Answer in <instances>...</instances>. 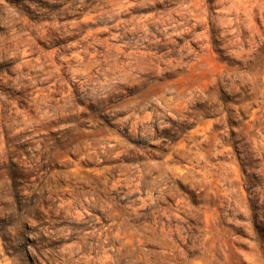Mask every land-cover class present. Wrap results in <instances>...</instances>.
Segmentation results:
<instances>
[{
  "label": "rangeland",
  "instance_id": "1",
  "mask_svg": "<svg viewBox=\"0 0 264 264\" xmlns=\"http://www.w3.org/2000/svg\"><path fill=\"white\" fill-rule=\"evenodd\" d=\"M0 264H264V0H0Z\"/></svg>",
  "mask_w": 264,
  "mask_h": 264
},
{
  "label": "bare ground",
  "instance_id": "2",
  "mask_svg": "<svg viewBox=\"0 0 264 264\" xmlns=\"http://www.w3.org/2000/svg\"><path fill=\"white\" fill-rule=\"evenodd\" d=\"M198 26V25H197ZM188 35V34H187Z\"/></svg>",
  "mask_w": 264,
  "mask_h": 264
}]
</instances>
